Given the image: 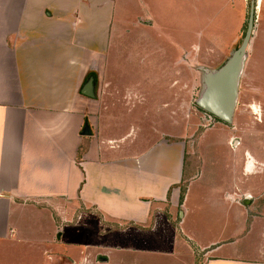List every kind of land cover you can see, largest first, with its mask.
I'll return each mask as SVG.
<instances>
[{
    "label": "crops",
    "instance_id": "crops-1",
    "mask_svg": "<svg viewBox=\"0 0 264 264\" xmlns=\"http://www.w3.org/2000/svg\"><path fill=\"white\" fill-rule=\"evenodd\" d=\"M112 1L115 10L120 1ZM92 5V0H0V244L39 247L34 256L40 253L41 264H51L43 255L48 250H61L64 264L86 261L80 254L91 249L135 252L94 237L152 233L162 218L176 230L168 213L182 205L183 242L199 249V259L192 255L189 264H264V160L241 154L247 164L239 171L240 184L224 167L233 189L223 196L242 209L243 233L221 243L198 244L188 237L182 230L185 212L202 171H187L185 149L182 164L177 158L178 178L169 171L172 149L181 152V119L164 127L163 121L170 124L169 103L161 89L162 123L153 129L159 140L148 147V156L132 151L128 139L136 130L131 126L122 135L107 113L117 104L143 101V93L140 87L121 90L109 75L106 20L100 10L92 17ZM156 50L157 62H163L165 54ZM89 79L93 98L83 93ZM84 235L85 244L74 238Z\"/></svg>",
    "mask_w": 264,
    "mask_h": 264
},
{
    "label": "rangeland",
    "instance_id": "rangeland-1",
    "mask_svg": "<svg viewBox=\"0 0 264 264\" xmlns=\"http://www.w3.org/2000/svg\"><path fill=\"white\" fill-rule=\"evenodd\" d=\"M102 1L92 0L91 15L96 18V11L100 10L105 16L106 48L110 55L108 73L121 90L140 87L143 93V101L117 104L107 115L115 116L117 131L122 135L134 127L136 135L128 141H132V151L135 149L142 157L148 147L159 140L153 129L156 123H162L157 106L163 89L170 117V124L163 121L164 127L177 126L176 119H181V152L172 149L169 171L178 178L177 158L180 155L182 164L184 149L187 171L190 168L196 169L198 174L202 171L187 203L182 230L198 244L221 243L237 237L245 229L244 213L238 205L231 206L224 199V192L233 189L232 175L224 167H229L234 182L240 184L239 171L247 164L241 154L249 152L264 160V0H119L115 10L112 0ZM253 1L255 4L258 1L259 6L253 39L239 79L233 123L225 124L200 109L197 101L207 90L208 74L222 68L241 46ZM143 14L150 15L155 22ZM153 24H157L159 30ZM113 26L120 36L113 33ZM157 47L166 56L163 62L158 63L154 55ZM157 68L162 70L161 75ZM106 83L113 82L107 77ZM108 93L106 88V95ZM126 150L127 147L122 151ZM235 150L239 153V163L236 158L233 160ZM150 153L148 150L147 156ZM260 153L263 157H259ZM175 207L177 211L168 215L176 230L162 218L152 233L129 231L102 240L97 236L94 237L99 238L96 242L109 243L113 239L116 244L135 248V252L91 249L80 254L86 261L79 259L73 264H186L192 262L193 257L198 260V247L192 242L184 244L181 235L179 223L183 217L180 212L184 208ZM89 230L91 232L92 228ZM74 238L83 244L87 241L86 235ZM57 250H48L43 255L51 264H64L65 254ZM34 251H39V247L2 243L0 264H41L44 258L40 253L34 256ZM102 258L108 262H102Z\"/></svg>",
    "mask_w": 264,
    "mask_h": 264
},
{
    "label": "water",
    "instance_id": "water-1",
    "mask_svg": "<svg viewBox=\"0 0 264 264\" xmlns=\"http://www.w3.org/2000/svg\"><path fill=\"white\" fill-rule=\"evenodd\" d=\"M256 5L253 1L247 30L241 46L222 68L215 73L208 74L205 79L207 90L197 101L200 109L225 124L233 123L239 91V79L255 29V17L258 7ZM94 88L93 79H89L83 90L84 95L95 97Z\"/></svg>",
    "mask_w": 264,
    "mask_h": 264
},
{
    "label": "trees",
    "instance_id": "trees-1",
    "mask_svg": "<svg viewBox=\"0 0 264 264\" xmlns=\"http://www.w3.org/2000/svg\"><path fill=\"white\" fill-rule=\"evenodd\" d=\"M185 191H186V188L183 186V193H185Z\"/></svg>",
    "mask_w": 264,
    "mask_h": 264
},
{
    "label": "bare ground",
    "instance_id": "bare-ground-1",
    "mask_svg": "<svg viewBox=\"0 0 264 264\" xmlns=\"http://www.w3.org/2000/svg\"><path fill=\"white\" fill-rule=\"evenodd\" d=\"M257 6H258V1H257ZM259 7V6H258ZM258 7H257V10H258Z\"/></svg>",
    "mask_w": 264,
    "mask_h": 264
}]
</instances>
